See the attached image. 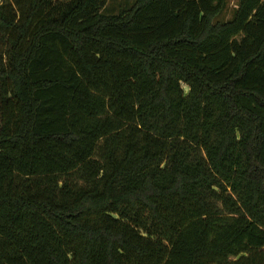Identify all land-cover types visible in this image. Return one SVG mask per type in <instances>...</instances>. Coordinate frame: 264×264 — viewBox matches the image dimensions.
<instances>
[{
	"label": "trees",
	"instance_id": "1",
	"mask_svg": "<svg viewBox=\"0 0 264 264\" xmlns=\"http://www.w3.org/2000/svg\"><path fill=\"white\" fill-rule=\"evenodd\" d=\"M0 3V264H264V0Z\"/></svg>",
	"mask_w": 264,
	"mask_h": 264
},
{
	"label": "rangeland",
	"instance_id": "2",
	"mask_svg": "<svg viewBox=\"0 0 264 264\" xmlns=\"http://www.w3.org/2000/svg\"><path fill=\"white\" fill-rule=\"evenodd\" d=\"M134 1L135 0H109L103 11L110 14H116L130 7ZM237 2L238 0H228V6L218 16V19L220 21L229 20L234 14Z\"/></svg>",
	"mask_w": 264,
	"mask_h": 264
},
{
	"label": "crops",
	"instance_id": "3",
	"mask_svg": "<svg viewBox=\"0 0 264 264\" xmlns=\"http://www.w3.org/2000/svg\"><path fill=\"white\" fill-rule=\"evenodd\" d=\"M2 0H0V3H1Z\"/></svg>",
	"mask_w": 264,
	"mask_h": 264
}]
</instances>
